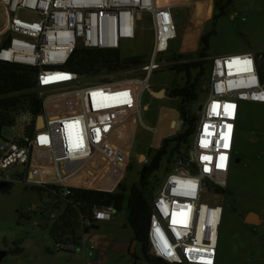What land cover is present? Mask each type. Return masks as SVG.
Segmentation results:
<instances>
[{
  "label": "built area",
  "instance_id": "built-area-1",
  "mask_svg": "<svg viewBox=\"0 0 264 264\" xmlns=\"http://www.w3.org/2000/svg\"><path fill=\"white\" fill-rule=\"evenodd\" d=\"M0 5V62L36 71L34 91L41 107L38 115L18 113L9 127L10 136L2 139L0 184L16 182L9 172L21 167L24 178L19 182L57 188L53 193L61 210L71 189L118 192L131 167L136 134L135 129L132 138L122 144L119 130L134 121L136 128L142 124L152 131L141 118L143 94H153L152 76L176 62L166 59L171 42L178 38L174 4L161 6L158 0H0ZM143 20L150 22L153 43L146 62L137 67L139 77L115 80L101 73L94 76L98 81L89 82L94 77L65 69L79 49L121 54L122 43L137 40L141 34ZM242 102L264 104V54L211 58L207 100L199 112L191 158L178 162L164 176L151 203L148 243L153 257L169 264H217L223 208L213 198L219 195L215 189L225 190L228 185ZM72 177L94 185L67 184ZM72 203L78 212V204ZM114 212L113 207L95 208L88 217L78 212L80 231H59L54 250L79 252L81 233L110 221ZM50 219L56 222L58 213L50 212Z\"/></svg>",
  "mask_w": 264,
  "mask_h": 264
},
{
  "label": "rangeland",
  "instance_id": "rangeland-1",
  "mask_svg": "<svg viewBox=\"0 0 264 264\" xmlns=\"http://www.w3.org/2000/svg\"><path fill=\"white\" fill-rule=\"evenodd\" d=\"M173 1L176 3L172 11L178 27V38L171 42L170 53L166 58L172 62L174 54L195 57L200 36L212 26L211 14L214 11L213 0ZM20 17L27 19L22 14ZM215 29L216 34L210 40L211 58L246 52L264 54V0H234L231 14L219 19ZM152 43V29L150 22L146 21L137 40L122 43L121 54L124 58L143 57V61H146ZM174 65L156 72L151 79L153 94L150 91L143 94L141 118L152 131H147L142 124L136 128L134 121L126 125L129 131L122 130V127L119 130L121 143L125 144L136 129L131 167L124 182L128 192L132 185L139 182L140 171L151 159L148 155L152 157L158 150L156 146L160 139L171 138L183 129V121L177 110L178 102L168 96L172 86L185 83L183 75L170 71ZM104 75L106 79L123 80L139 77L140 72L137 67H132ZM88 81L96 82L98 77ZM161 90L165 91L164 97L154 95ZM207 91L206 88V93L200 94L199 99L191 105L192 113L200 112V107L207 100ZM145 106L148 108L144 109ZM10 134V129L6 128L0 143ZM140 154L146 155L147 161L139 162ZM166 167H172V164L164 160L161 170L151 178L155 193L161 187ZM9 175L17 181L8 184L5 190H0V249L8 252L0 264H84L83 250L75 254L54 250L55 239L51 234L54 222L45 205L49 198L47 194L41 193L38 187L19 182L24 178L21 167L13 169ZM67 184L79 187L94 185L92 181L87 183L77 177ZM213 201L223 208L217 264H264V223L254 228L243 219L247 213H255L264 221V104L241 103L228 185ZM33 207H38V210H31ZM95 226L98 229L90 228V232L81 233L83 247L95 242L107 255L105 264H133L134 259L129 254L133 247V231L127 223L126 211H115L110 221L99 222ZM18 247L23 252L12 253ZM134 250L138 257L137 264H149L144 259L141 246L136 245Z\"/></svg>",
  "mask_w": 264,
  "mask_h": 264
},
{
  "label": "trees",
  "instance_id": "trees-1",
  "mask_svg": "<svg viewBox=\"0 0 264 264\" xmlns=\"http://www.w3.org/2000/svg\"><path fill=\"white\" fill-rule=\"evenodd\" d=\"M214 13L211 19V28L204 32L199 39L198 51L195 57L190 55L174 54L175 64L170 71L185 77L182 86L175 85L168 90V96L178 102L177 110L183 121V129L171 138L164 139L148 163L144 164L140 171V179L132 185L129 192L124 183L121 184V192L108 193L86 189H71L72 195L65 198L66 205L61 210L58 206L55 186L40 188L41 193H46L48 198L45 204L47 209L56 211L58 219L51 227V234L55 239L59 231L72 233L80 231L78 212L84 217L91 215L95 208L113 207L116 212L126 211L127 223L133 231L132 242H137V247H142L144 259L149 264H169L151 255L148 243V232L152 218L151 203L156 193L151 184V178L159 172L164 160L172 164L166 167L167 175L180 161L186 162L191 158L194 137L197 131L200 113H192L191 105L195 103L200 94L206 93L211 75V56L209 54L210 40L216 34V26L219 19L231 14L234 0H213ZM143 57H126L112 50H88L79 49L67 64L65 69L75 71L77 74L90 78L97 74H113L123 69L136 68L144 64ZM36 71L33 68L18 64L0 62V138L2 132L9 128L15 116L21 111H32L36 115L41 113L40 100L35 93ZM208 94V91H207ZM211 188H214L211 186ZM218 193L224 190L215 189ZM73 202V203H72ZM71 203H77L78 212L73 209ZM60 205V204H59ZM90 228H86L84 234ZM56 240V239H55ZM23 252L17 248L14 254ZM132 255L137 264L136 252Z\"/></svg>",
  "mask_w": 264,
  "mask_h": 264
},
{
  "label": "crops",
  "instance_id": "crops-1",
  "mask_svg": "<svg viewBox=\"0 0 264 264\" xmlns=\"http://www.w3.org/2000/svg\"><path fill=\"white\" fill-rule=\"evenodd\" d=\"M214 11H212V14L213 15ZM256 55H263V53H256ZM147 106L144 107V109L146 108ZM164 137H162L159 141V144L156 146V147H160L161 143H162V140H163ZM139 156V155H138ZM72 179V178H71ZM71 179H68L67 181L70 182ZM67 182V183H68ZM72 185V184H71ZM245 222V221H244ZM246 223V222H245ZM264 221L262 219H260L258 217V225L257 226H254V225H251L253 226L254 228H259L261 225H263ZM247 224V223H246ZM249 225V224H248ZM92 229H98V227H91ZM258 231V230H256ZM90 232V231H88ZM92 244H95V248L91 251L92 252V256H89V252H90V246ZM83 250V261H84V264H87V262H90L91 264H105L104 263V260H105V257L107 256L105 251H103V249H101L95 242H91L89 245H87L86 247H83V242H82V246H81V249L79 252H81ZM75 254V253H73ZM218 260H219V254H218Z\"/></svg>",
  "mask_w": 264,
  "mask_h": 264
},
{
  "label": "water",
  "instance_id": "water-1",
  "mask_svg": "<svg viewBox=\"0 0 264 264\" xmlns=\"http://www.w3.org/2000/svg\"><path fill=\"white\" fill-rule=\"evenodd\" d=\"M164 93L165 91L164 90H161L160 92H157V93H154L155 96L157 97H164ZM147 108V107H146ZM199 111H202V106L200 107ZM43 124H42V118H39V127H41ZM138 161L139 162H143V161H147V156L144 155V154H140L138 156ZM238 162V160H237ZM8 187V184L7 183H1L0 184V190H5L6 188ZM245 222L249 225H254V226H257L258 225V216L255 214V213H250L246 219H245ZM93 227H96L95 225ZM137 245V242L134 241L133 242V247H132V250H131V253H134V249ZM8 255V252L7 251H3L0 249V261H2V259Z\"/></svg>",
  "mask_w": 264,
  "mask_h": 264
},
{
  "label": "bare ground",
  "instance_id": "bare-ground-1",
  "mask_svg": "<svg viewBox=\"0 0 264 264\" xmlns=\"http://www.w3.org/2000/svg\"><path fill=\"white\" fill-rule=\"evenodd\" d=\"M158 4L161 5V6H169V5H172V4H176L173 0H158ZM146 21L143 20V24L145 23ZM147 29V28H146ZM171 126V125H170ZM122 130H125V131H129V128H126V125L124 127H122ZM41 178H46L45 175H42ZM74 178V177H72ZM68 182V181H67ZM66 182V183H67ZM73 186V185H72Z\"/></svg>",
  "mask_w": 264,
  "mask_h": 264
},
{
  "label": "flooded vegetation",
  "instance_id": "flooded-vegetation-1",
  "mask_svg": "<svg viewBox=\"0 0 264 264\" xmlns=\"http://www.w3.org/2000/svg\"><path fill=\"white\" fill-rule=\"evenodd\" d=\"M249 215V213H247L246 215H244V217H243V219L245 220L246 219V217Z\"/></svg>",
  "mask_w": 264,
  "mask_h": 264
}]
</instances>
